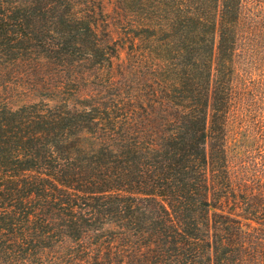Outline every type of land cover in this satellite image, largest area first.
<instances>
[{"label": "trees", "instance_id": "16d2710c", "mask_svg": "<svg viewBox=\"0 0 264 264\" xmlns=\"http://www.w3.org/2000/svg\"><path fill=\"white\" fill-rule=\"evenodd\" d=\"M0 264H264V0H0Z\"/></svg>", "mask_w": 264, "mask_h": 264}, {"label": "rangeland", "instance_id": "374dc122", "mask_svg": "<svg viewBox=\"0 0 264 264\" xmlns=\"http://www.w3.org/2000/svg\"><path fill=\"white\" fill-rule=\"evenodd\" d=\"M21 100H16V101H14L13 103L15 104V103H19Z\"/></svg>", "mask_w": 264, "mask_h": 264}]
</instances>
